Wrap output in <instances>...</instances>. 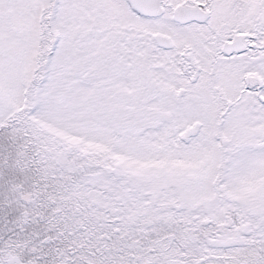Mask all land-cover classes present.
<instances>
[{
	"label": "snow or ice",
	"instance_id": "snow-or-ice-1",
	"mask_svg": "<svg viewBox=\"0 0 264 264\" xmlns=\"http://www.w3.org/2000/svg\"><path fill=\"white\" fill-rule=\"evenodd\" d=\"M0 264H264V0H0Z\"/></svg>",
	"mask_w": 264,
	"mask_h": 264
}]
</instances>
